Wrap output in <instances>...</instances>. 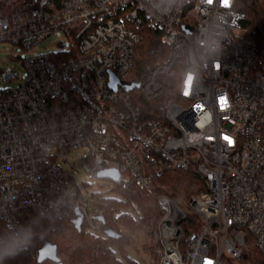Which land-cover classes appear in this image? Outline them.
I'll use <instances>...</instances> for the list:
<instances>
[{
    "label": "built area",
    "instance_id": "1",
    "mask_svg": "<svg viewBox=\"0 0 264 264\" xmlns=\"http://www.w3.org/2000/svg\"><path fill=\"white\" fill-rule=\"evenodd\" d=\"M236 4L0 0V42L30 49L60 30L75 38L58 53L16 56L25 73L0 72V245L22 226L34 233L38 216L102 229L98 193L58 161L84 148L97 159L92 171L118 170L147 195L169 170L203 177L205 190L188 200L157 195L161 216L139 226L150 235L148 264H239L252 246L264 252V47ZM145 23L163 33L169 54L129 89ZM136 88L145 100L168 97L143 108ZM23 249L39 261L33 234Z\"/></svg>",
    "mask_w": 264,
    "mask_h": 264
},
{
    "label": "trees",
    "instance_id": "2",
    "mask_svg": "<svg viewBox=\"0 0 264 264\" xmlns=\"http://www.w3.org/2000/svg\"><path fill=\"white\" fill-rule=\"evenodd\" d=\"M61 1L58 0L59 3ZM236 8L247 14L244 25L252 29L253 43L258 47H264V0H237ZM140 32L134 65L128 76L130 81L137 83L144 81L150 70L158 62L164 61L169 54L160 30L145 23ZM172 80L173 78L168 79ZM167 97L168 93L164 92L157 99L145 101L140 94L137 99L133 96V100L144 108L145 104H159ZM90 159L94 162L97 160L96 157ZM204 184L201 174L193 168L166 171L154 187L153 195H147L144 188L135 184L126 185L124 181L119 180L115 189L121 194V198L98 196L103 200L101 230L105 234L104 237L95 236L87 231L85 222L79 223L73 215L59 219L38 216L34 222L36 230L33 233V242L39 249L46 243L56 247L59 260L54 264H125L116 258L110 242L121 240L130 242L131 237L125 234L124 228L137 229L143 222L159 218L161 210L157 195L160 192H167L177 199H188L192 194L205 190ZM130 207L133 212L129 213L126 209ZM134 214L139 217L135 218ZM8 259L11 264H40L25 249L8 256ZM127 259V264H143L133 260L129 254ZM244 264H264V252L254 246Z\"/></svg>",
    "mask_w": 264,
    "mask_h": 264
},
{
    "label": "rangeland",
    "instance_id": "3",
    "mask_svg": "<svg viewBox=\"0 0 264 264\" xmlns=\"http://www.w3.org/2000/svg\"><path fill=\"white\" fill-rule=\"evenodd\" d=\"M248 31L251 33V39L254 41L253 31L250 27ZM242 35L244 39H247L246 37L249 35V33L245 31ZM74 41V37L66 33L64 30H60L50 34L39 44L33 46L30 49H24L22 46L16 45L12 42H0V72L2 71V69H7L11 68L12 66H16L22 73H25V69L21 65H19L17 61L13 60L16 56L20 55L22 57H26L34 54L58 53L59 48L63 45L64 42H66L67 47H70L71 43ZM19 83L20 81L16 80L11 82H5L3 83V85L14 86L18 85ZM140 94L141 90L139 88H136L131 91V95L134 96L136 99L139 98ZM85 153L86 149L79 148L75 151H70L64 157L59 158L58 161L64 167V169L70 175H72V179L74 182L82 186L89 187L91 191L98 193L99 196L121 198V194L115 189L117 181L97 176V173L90 169L94 166L95 162L90 159V156L85 157ZM102 201V198L99 197L95 201V208L97 210H100L103 207ZM126 210L129 213L133 212V209L131 207ZM33 220L35 222L36 218L34 217ZM33 224L34 226H36L35 223ZM124 230L125 234H128L131 237L130 242H127L125 240H121L120 242H110L111 247L116 255V258L127 264V254H129V256L132 257L133 260L143 264H148L149 254L143 248V245L147 240L150 239V235L143 228H124ZM87 231L94 234L95 236H105L104 232L101 229L87 228ZM252 249L253 246L251 247L248 255L244 259H242L239 264H244V261H246Z\"/></svg>",
    "mask_w": 264,
    "mask_h": 264
},
{
    "label": "water",
    "instance_id": "4",
    "mask_svg": "<svg viewBox=\"0 0 264 264\" xmlns=\"http://www.w3.org/2000/svg\"><path fill=\"white\" fill-rule=\"evenodd\" d=\"M185 28L190 31L192 30V28L189 27L188 25H185ZM125 84L127 85L129 89H133L134 87H137L140 85V83L133 82V81H127L125 82ZM97 176L102 177V178H109L115 181H119L120 179V173L118 170H115V169L100 170L98 171ZM100 218L103 219V216L101 215ZM76 220L79 221V223L82 221V219L80 218H76ZM48 258L54 260L55 262L59 260L56 247L49 243H46L40 248L39 262L42 263Z\"/></svg>",
    "mask_w": 264,
    "mask_h": 264
},
{
    "label": "clouds",
    "instance_id": "5",
    "mask_svg": "<svg viewBox=\"0 0 264 264\" xmlns=\"http://www.w3.org/2000/svg\"><path fill=\"white\" fill-rule=\"evenodd\" d=\"M167 2L171 5L176 0H167ZM32 234L31 224L22 226L6 244L0 245V259H3L5 256L15 255L22 250L32 238Z\"/></svg>",
    "mask_w": 264,
    "mask_h": 264
},
{
    "label": "snow or ice",
    "instance_id": "6",
    "mask_svg": "<svg viewBox=\"0 0 264 264\" xmlns=\"http://www.w3.org/2000/svg\"><path fill=\"white\" fill-rule=\"evenodd\" d=\"M222 106H226V105H222ZM227 139V138H226ZM230 143H231V141H229ZM206 264H207V262H206Z\"/></svg>",
    "mask_w": 264,
    "mask_h": 264
}]
</instances>
